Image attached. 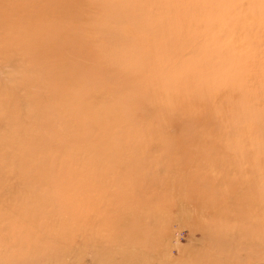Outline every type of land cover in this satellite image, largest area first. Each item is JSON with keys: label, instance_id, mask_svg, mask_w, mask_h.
I'll return each mask as SVG.
<instances>
[{"label": "rangeland", "instance_id": "obj_1", "mask_svg": "<svg viewBox=\"0 0 264 264\" xmlns=\"http://www.w3.org/2000/svg\"><path fill=\"white\" fill-rule=\"evenodd\" d=\"M57 1L26 0L23 3L22 0H0L3 5L7 2L17 4L15 6L19 9L18 13L21 11L19 22L15 19L18 29L11 30L5 26L0 29L1 42H3L0 44V191L2 190L0 194H4L0 195V201L3 202V204L0 202V207H3L0 208V214L2 213L0 238L5 239L9 236L11 239L10 243L7 241L2 244L0 252L5 253L3 257L13 252L12 250L16 247L14 245L18 244L22 245L23 250L31 249L29 251L33 256L37 255L35 259L32 256L33 261L29 264H110L105 262L104 258L118 260L117 258L121 257V260L130 251L140 256L155 258L156 264L166 263L167 257L174 261L181 259L182 264H211L212 262L213 264H264V242L253 245L249 242L250 239L242 245L238 242L241 231L247 235L254 233L260 237V240H264V163L261 159L264 157V139L256 144L252 133L256 130L264 132V122L262 126L258 124L252 125L253 127L234 124L235 121H229V125L214 124L210 121L196 122L181 116L180 112L176 114L175 122H171L154 106L156 98L162 99L168 91L166 83H169V80L174 85L170 89L172 94L178 90L182 91L187 84L186 73L198 69V75H201L200 80L206 82L204 85L199 84V89L209 93L216 84L225 79L234 88L233 93H237L235 88L242 93L240 88L242 87L243 91L246 90L242 96L246 100L250 98V104L254 105L258 111H264V0H217L216 3L211 2L212 0H196V8H190L192 1L195 0H188L186 7L180 5V0H115L120 5V8L115 10L129 8L135 12L133 20L138 23L141 21L147 27V29H135L132 24H128L127 29L122 32L126 34L132 28L131 31H134L135 35L139 34L134 35L135 39L142 36L145 40L157 41V45L149 47L156 49L149 51L146 55L149 61H139L142 64V72L144 73L145 70L147 73L135 76L133 72L136 70L129 63L122 65L126 56L120 50H127L128 47L125 46L123 49L122 45L119 49L117 42L121 40L111 39L114 35L109 38L101 25L100 32L103 31V36L95 44L99 47L101 56L102 52H106L104 49H115L111 50L109 64L103 65V69L112 74L111 81L106 82L105 86L110 85V88L114 90H107L115 92L113 94L106 92V88H97L100 76L95 73L93 67L99 66V61L104 57L93 55L89 51H85V59H92V65L86 68L88 75L85 77L91 84L86 87H84V80L77 78L76 70L72 68L67 69V75L73 77L69 79V83L77 79L80 87L72 88L69 83L64 86L62 81H55V70L39 74L31 70L29 64L37 65L39 61L37 57L32 62L26 63L27 60L29 61L28 58L37 55L32 53L33 56H25L30 54L31 46H35L41 54L40 48H44L46 55L56 56L55 58L61 56V49L58 47L47 43L43 45L40 39L32 35L27 38L30 42L26 41L25 36L21 34L23 29L39 21L38 18L33 17L34 14H36L34 16L38 15L36 13L38 9L47 16V20L52 22H60L57 18L62 19L60 15L65 14V20L68 22L61 26L66 32L88 34L91 30L86 27L89 25H84L77 16L81 13H76L72 17L74 11H68L70 7H65L64 4L57 5ZM46 3L52 4L47 14L43 10L49 5ZM33 4L37 7H33ZM229 5L232 8H229ZM28 6L31 10L28 14L33 13L31 17L25 14L26 8L29 10ZM73 7L72 5L71 8ZM192 12H195L197 18L202 17L200 19H204V24L196 22L194 25L196 19L191 17ZM50 14L53 15L50 16ZM22 16L27 18L23 20ZM209 18L212 24L205 25V19ZM230 18L235 20L228 24ZM255 18L262 25H253ZM26 20H29L31 24L24 22ZM50 32L53 33V30ZM54 32L61 33L59 30ZM243 36L250 43L245 44ZM75 38L76 36L73 41L80 43L83 49L90 50L94 47V43L86 39ZM134 38L130 39L134 40ZM11 39L13 43L16 41L14 49L8 43ZM19 41L28 44L27 46L31 45L30 48L21 47ZM255 44L257 47H253ZM116 50L124 55L123 59ZM67 51L75 55L76 66L82 67L84 54H81V49L75 47ZM106 53L109 54V52ZM247 55L248 58H246ZM67 60L72 61L68 57ZM158 60L162 69L153 65ZM44 62L46 61L42 57L39 65ZM59 62H53V64ZM69 65L76 68L74 64ZM27 66L30 70L24 68ZM257 68L258 71L255 74ZM225 70H230L229 74L220 76ZM238 73H242L240 77L237 76ZM59 74L62 73L59 72ZM32 79L36 80L38 85L34 86ZM46 79L52 84H48L45 90L43 81ZM94 81H96L95 84ZM142 81L149 83L141 85ZM36 87L40 89V92L51 91L61 95V98L65 96L62 93L67 92L65 98L74 103L81 100L87 112H82L80 115L77 111V118L70 119L67 116L60 119L63 122L67 121L66 126L65 123L62 124V121L60 123L58 120L60 117L55 115L52 116L53 119H47L44 108L46 105L39 101L36 103L37 97L40 101L44 99L41 93L38 96ZM159 87L163 90L162 93L158 90ZM250 90H252V97ZM145 91L148 93L146 96H144ZM101 103L106 104V107L103 108ZM37 104H40L43 110L38 108ZM178 106L182 104L178 102ZM107 108L119 113V118L114 119L110 116L111 109L106 110ZM39 109L42 115V127L46 128L47 135L49 131L52 132L50 139L35 136L37 128L33 122L32 112ZM92 109H97L99 114L90 113ZM47 121L51 122L45 126ZM58 124L61 126L58 127ZM74 124L79 125L78 131L68 136L76 140L77 144L72 143L71 146H66V143L62 142L63 137L59 138L53 131L58 132L61 127L72 128L75 127ZM230 127L242 128L240 129L242 131L224 132ZM177 152L178 155L189 154L175 158L174 155ZM8 154L11 155L9 160H7ZM35 155L39 157L37 160L33 159ZM76 155L79 162H76L77 158L70 161L69 158ZM239 162H245V164L240 165L239 168L236 166ZM7 163H9L8 167ZM228 163L232 164V169ZM38 164V170L34 173L33 170ZM73 171L76 179L78 177L80 179L77 182H74L75 179L71 181L74 183L69 185L70 189L64 192L63 196L59 188L66 187L67 179L74 175ZM68 172L71 175H68ZM166 178L180 191L178 194H181V204H186L185 195H194L196 188L200 187L210 194L212 192L218 195L220 199L218 202L224 203V206L228 205L229 214L224 211L226 215L222 217L216 212L217 208L213 207L212 213H207L208 216L203 213L199 215L190 199L185 205L186 208L180 211L174 206V196L171 201L165 200L158 204L157 195L167 193L164 185L170 182H165ZM193 179H195L194 182ZM237 190H240V194L234 193L236 198L231 197ZM256 196L261 204L258 208L261 210L256 211L258 213L253 216L256 222L252 225L240 216L248 210L251 203H254ZM63 197H67V203ZM71 197H76L77 206L71 205ZM35 198H38L39 202L35 201ZM200 199L201 203L211 204V200L202 194ZM50 200H57L54 209L59 210L58 213L48 208L47 203ZM240 201H242L241 204ZM196 202L197 200L195 204ZM248 202L250 204L247 206ZM62 203L68 204V208H63ZM244 203L246 209H244ZM17 204L19 211L13 215L15 211H12L11 207H18ZM125 204L133 205L136 210L147 211V214L140 219L135 215L136 210L133 211L131 208L127 210ZM231 205L237 206V208L234 207L236 212L231 211L233 210ZM27 208L29 214L23 212ZM37 209L39 212L42 210L41 213L44 212L43 216L39 215ZM122 210L125 212V217L122 215ZM237 210L242 211L239 213ZM36 212L39 214L37 215ZM32 214H35L34 217ZM187 215L189 216L186 217ZM247 215L252 214L248 211ZM108 216H116V219L118 216L119 219L116 222L118 224H104L102 219ZM139 220H142L141 223ZM138 221L143 226H138ZM214 221L223 223L224 238L221 239L219 227L213 223ZM200 223L209 225L213 223L214 225L211 226L216 229L209 231L210 227L204 228ZM60 225L63 227L61 228ZM98 225L99 228H97ZM31 227L35 230L32 231ZM40 233L42 236L44 233L47 234L51 240L49 242L43 240L42 236H38ZM28 234L30 238H27ZM25 236L26 239L23 238ZM133 237L135 239L137 237L138 241L135 242ZM24 240H28L31 243L30 246L28 241L24 242ZM50 242L56 243L52 245ZM24 243L28 245L24 247ZM97 244L100 249L94 248L98 246ZM139 248L141 251H138ZM19 249L20 247L15 251ZM54 249L56 252H53ZM233 251L232 256L230 253ZM42 253L53 254L55 257L52 256L53 261L48 263L47 259L40 256ZM151 253L152 256H149ZM258 253L260 255H257ZM57 256V260H54Z\"/></svg>", "mask_w": 264, "mask_h": 264}, {"label": "bare ground", "instance_id": "obj_2", "mask_svg": "<svg viewBox=\"0 0 264 264\" xmlns=\"http://www.w3.org/2000/svg\"><path fill=\"white\" fill-rule=\"evenodd\" d=\"M23 3H25L24 1L26 0H22ZM83 1H86L83 3ZM211 1V0H209ZM222 1V0H221ZM30 2V1H29ZM89 2V4L87 3ZM195 2L196 0L190 5V8H193L195 7L196 8V5H195ZM211 2H214L216 3L217 0H212ZM22 3V5H23ZM101 3V4H99ZM2 4V3H0ZM49 4L45 9L43 8V10L45 11V13L47 14V10L52 7V4L50 3H46V5ZM65 5V7H70V9L68 11H74L73 14H72V17L76 14V13H81L80 15H77L79 17V19L84 23V25H89V26H86L87 28H90L91 30L88 31V34H84L83 32H79L78 34L76 32H73V31H70V32H66L62 29L63 26L61 25H64L65 23L68 22V20L66 21L65 20V14H62L60 15L62 19L60 18H57L60 20V22H52V21H49L47 20V16L44 15L40 9H38V11H36V13H38L37 16H34L36 14L33 15L34 18H38L39 21L36 22V24L34 25H31V27L29 26L28 28L26 27L25 29H23V31L21 32V34L23 36H25V40L26 41H29L27 38L28 36H33V37H36L37 39H40V43L41 44H45L47 43L48 45H51L54 46V47H58L59 49H61V56H59V58H55L56 56H51L49 54L46 55L45 51H44V48H40L42 51V54L37 51V48L34 46H27L28 44H25L24 42L22 43V41H19V44L21 47L23 48H30V54H27L25 56H33L31 55L32 53H37V55H35L34 57L32 58H28L29 61L27 60V64L32 62L34 58H39V61L42 59H44V63H42V65H39V61H38V64L37 65H32L29 64L31 67H34V68H31V70L33 71H36L37 74L39 73H43L45 71V73L48 71L52 72V71H56V74L54 75V80L56 81H62V83L64 84V86L68 85L69 83V79L70 78H73L72 75L69 76L67 75V69H74L76 70L75 72L77 73V78L80 77L84 80V87H86V85H90L91 83H89V79L86 78L85 76L88 75V71L86 70V68H88V66L92 65V59L91 60H88L87 58L85 59V51H89L90 53H92L93 55H99L100 57H104L102 60L99 61V66H97L96 68L93 67L95 73L97 75H99V81H97V84H98V87L97 88H100V89H105L106 92H108L109 94H113L115 92L113 91H108L107 89H111V90H114L112 88H110V85L109 86H105L106 82L108 81H111V77H112V74L108 71V70H104L103 69V65L105 64H109L110 62V59H111V56H110V53H111V50H115V49H104L106 52H109V54L107 55L106 52H102V56L98 50V46L95 45L97 43L98 40H100V37H102V32H100L101 30V25L103 26V30H106L105 33L108 35V37H112L111 35H114V37H112L111 39L113 38H119L121 41L117 42L119 45H118V48H122V45H123V49H125V46L128 47L127 50H120V52H124L125 53V62L122 64H126V63H129V65L134 68L136 70V72H133L134 75H145L147 73V71L144 70V73L142 72V64L139 62V61H142V62H146V61H149L147 60L148 58H146V55L148 54V52H152V51H155L156 49H150L149 47L151 45H157V41H148L147 39L145 40L142 36H139L137 37L136 39L134 38V35H135V32L134 31H131L132 28L130 30L127 31V33H123L122 30H126L127 29V25L128 24H132L134 26L135 29L139 28V29H147V27L142 24V22L140 21L138 23V21H135L133 20V17H134V13L133 11H131L129 8H126L125 10H120V9H116L115 8H120V5L117 1L115 0H58L57 1V5L59 6H62V5ZM229 4V3H228ZM17 5V4H15ZM9 2L5 3L4 5L2 4L0 7V29L5 26L6 28L8 29H11V30H16L18 29L17 28V25H16V22H15V19L19 22V19L21 17V15H19V13H21V11L18 13V7L15 6ZM20 5V4H19ZM32 5V4H31ZM74 6L73 9L71 8V6ZM180 5L183 6V7H186L188 5V0H180ZM214 5V4H213ZM232 5V4H231ZM36 6L33 4V7ZM37 7V6H36ZM134 6L132 5L131 8L132 10L134 9L133 8ZM25 8V6L23 7ZM29 10L26 8L27 10V13L25 12L26 16H29L31 17V13L28 14L29 12L28 11H31L30 10V7L28 6ZM111 8V9H110ZM229 8H232L230 7L229 5ZM35 9V8H34ZM228 11H231V9H227ZM226 10V11H227ZM34 11V10H33ZM94 11V12H93ZM233 11V10H232ZM231 11V12H232ZM35 12V11H34ZM93 12V13H92ZM224 12V11H223ZM194 13V14H193ZM230 13V12H229ZM24 14V15H25ZM33 14V13H32ZM53 14H50V16H52ZM221 15V14H220ZM224 15V14H223ZM222 15V16H223ZM226 15V14H225ZM231 16V14H229ZM26 16H22V19L25 20L27 17ZM95 16V17H94ZM221 16V17H222ZM229 16V17H230ZM32 17V18H33ZM71 17V18H72ZM191 17H194L196 20L195 21V24L196 25V22L198 23H201L204 24V19H200L202 17H199L197 18L196 15H195V12H192L191 14ZM209 17V16H208ZM211 18V17H210ZM209 19H205L206 21V24L207 25L208 23L211 25L212 22L211 20ZM212 19V18H211ZM231 19V18H230ZM256 21L253 20V25L254 24H261V22L257 21V18H255ZM260 19V18H259ZM258 19V20H259ZM222 20V19H221ZM235 19H231L229 20L227 23L230 24L231 21L234 22ZM246 21H248L247 19H245ZM31 21V19H30ZM29 20L27 21H24L26 22L27 24H31ZM222 22V21H221ZM249 22V21H248ZM39 23V24H38ZM214 23V22H213ZM250 23V22H249ZM222 25V23H220ZM204 25V26H205ZM209 25V26H210ZM198 26V25H197ZM208 26V27H209ZM211 27V26H210ZM219 27V26H218ZM223 27V26H222ZM23 28V27H21ZM53 30V33H51L50 31ZM54 30H59L61 31V33H58V32H54ZM83 30V29H81ZM222 30V29H221ZM20 31V30H19ZM259 31V29H258ZM65 32V33H64ZM138 32V31H137ZM262 32V31H261ZM57 35V36H56ZM125 35V36H123ZM139 34H136L135 36H137ZM180 35V33H179ZM76 36L75 39H86L87 41L91 42V43H94V47L91 48L90 50H86V49H83L81 47V44L80 43H76L75 41H73V38ZM246 36V34H245ZM243 36V39H244V43L247 44V43H250L246 40V37ZM134 38V40L130 39V38ZM79 40V41H80ZM131 40V41H130ZM0 42H1V32H0ZM16 42V41H15ZM14 42V43H15ZM30 42V41H29ZM134 42V44H133ZM3 42H1L0 44H2ZM9 45L11 47H13L12 49H14V47L16 46V43L14 44L13 43V39L9 40L8 41ZM243 43V44H244ZM254 43V42H253ZM1 46V45H0ZM75 47H78L81 49V54H84V62L82 63V67L79 68V65L76 66V60H75V55L72 54L70 51H67L71 48H75ZM253 47H257V44H255ZM2 48V47H1ZM258 49V48H257ZM9 50V48H8ZM83 50V51H82ZM117 51V50H116ZM26 53V52H25ZM117 53L121 56V58L123 59V56L124 55H121L118 51ZM164 53H169V52H166L164 51ZM3 54H4V51H3ZM128 54V55H126ZM10 57V56H9ZM13 57V56H12ZM67 57L72 59V61H68L67 60ZM246 57V56H245ZM8 58V57H7ZM36 58V59H37ZM61 58V59H60ZM248 58V55L247 57ZM250 58V56H249ZM9 59V58H8ZM59 60L61 62H59ZM53 62H59L57 64H53ZM69 64H74L76 68H73L72 66H70ZM85 65V66H84ZM156 68H159V69H162V66L160 64V60H158L157 63L153 64ZM84 66V68H83ZM152 66V67H154ZM118 68L121 69L120 66L117 65ZM21 68V67H20ZM24 68H28L29 67H24ZM260 68V67H258ZM258 68L257 70H255V74L257 73L258 71ZM29 69V70H30ZM236 70V69H235ZM243 71V70H242ZM59 72H61L62 74L60 75ZM230 70H225L220 76H227L229 74ZM243 73V72H242ZM242 73H238L237 76H239L240 74ZM264 73V72H263ZM199 74V70L196 69L194 71H192L191 73L187 72L186 75H187V84L185 85V88L182 89V91H176L172 94V91H170V89H172V87H174L173 85V82L171 80H169V83H166V86L168 88V91L165 92V96L161 99L159 97L156 98L155 100V108L159 111L160 114H162L168 121H173L175 122L176 120V114L178 112H180L181 116H186L188 117V119L190 118L191 120L193 119L194 121L196 122H212L214 124H221L223 123L224 125L228 124L229 125V121H235L234 124H238V125H248V126H255V125H258L260 126L262 124V122H264V111H258L257 108L250 104V98H248L247 100L242 96V93L244 94V92L246 91H243V88L240 87L242 89V93H240L238 91V89L235 88L236 92L237 93H233L234 91V88L229 84L227 83V81H225V79H223V82L219 83V84H216L214 86V88L212 90H210V92L208 93V91H203L201 89L198 88V85H204L206 82H203L200 80V77L201 75H198ZM84 75V76H83ZM248 76V75H247ZM260 76V75H259ZM240 77V76H239ZM237 78V77H236ZM35 79V77L33 78ZM32 79V80H33ZM49 79V78H48ZM147 79V78H146ZM214 80V79H213ZM215 81V80H214ZM32 82V81H30ZM34 82V83H33ZM33 84L34 86L38 85L36 80H33ZM146 82L148 81H142V84L141 85H144ZM171 82V83H170ZM217 82V80H216ZM96 83V81H94V84ZM149 83V82H148ZM154 83V82H152ZM32 84V85H33ZM48 84H52V82H48V80L46 79V81H43V87L46 88L48 87ZM62 84V85H63ZM93 84V85H94ZM135 84V83H133ZM237 85H241L240 83H237ZM69 86H71L72 88H76V87H80L79 86V83L77 81V79L75 80H71V83H69ZM105 86V87H104ZM94 87H96V85H94ZM112 87V86H111ZM36 89H38V96L40 95V93L42 94V98H44L42 101L39 100V97L36 98V103L37 101H39L41 104L43 103V105H46L44 108L46 110V113H45V117L47 119L49 118H52L53 115L57 116L61 123L62 120L60 119H64L66 118L67 116L70 117V119H72V117L74 118H77L78 114H77V111L79 112V114L81 115L82 112H85L86 111V108L85 106L83 105V103H81V100H79L77 103H74L73 101H71L70 99H66L65 96L67 92L65 93H62V91L60 93H62V95L64 94V98L62 97L61 98V95H57L55 93H52L51 91H44L43 92H40V89L36 87ZM67 89V87H66ZM144 89V88H143ZM150 89V88H148ZM104 90V91H105ZM158 90H160V92L162 93L163 90L161 89V87L158 88ZM103 91V90H102ZM147 91V90H146ZM145 91L144 93V96H146L148 93ZM251 91L250 90V96L253 94H251ZM202 92V93H201ZM248 92V91H247ZM249 94V93H248ZM143 96V97H144ZM151 96V95H149ZM245 96V95H244ZM251 96V97H252ZM153 97V96H152ZM247 98V97H246ZM252 101V100H251ZM178 102H180L182 104V106H178ZM46 103V104H45ZM142 103V102H141ZM102 104V107L105 108L106 107V104ZM111 104V103H109ZM38 105V104H37ZM40 105V104H39ZM38 105V108L40 107V109L42 108L41 106ZM76 105V106H74ZM36 106V104H35ZM37 107V106H36ZM249 107H252V108H249ZM33 109V108H32ZM35 109V108H34ZM37 109V108H36ZM40 109L37 110V111H33L32 114H33V122L36 124V132H35V136L38 138V137H41V138H48L50 139V137H52V132L49 131L48 135H47V131L45 127H42L41 125V112H40ZM111 108H107L106 110H109ZM43 110V108H42ZM87 112V111H86ZM96 112V114H99V112L97 111V109H92V111L90 113H94ZM119 113L117 112H112V109H111V112H110V116H112L114 119L115 118H119ZM95 117V116H93ZM53 119V118H52ZM55 119V118H54ZM163 119V118H162ZM198 119V120H196ZM44 120V119H43ZM57 120V121H58ZM56 121V122H57ZM58 121V122H59ZM70 121V120H69ZM51 121H47L44 125H48ZM65 123V126L68 125L67 124V121L66 122H63L62 121V124ZM233 124V125H234ZM61 124H58V127H60ZM76 124H74L73 126H75ZM252 126V127H253ZM262 126V125H261ZM57 127V128H58ZM78 127L79 125L75 126V127H61L59 130L60 131H56L54 133V135L58 136L59 138H62L63 137V140L62 142L66 143V146H71L72 143L74 144H77L76 140H73L72 138H70L69 136L73 133H77L78 131ZM242 129V128H240ZM239 128H227V130H224V132H232V133H235L236 131H242L240 130ZM254 129V128H253ZM253 138L256 140L255 143L258 144V141H261L264 139V132H261L259 130H256V131H253ZM241 135H244L243 132H240ZM69 135V136H68ZM43 149V148H42ZM71 150V149H70ZM184 154H189V153H183L181 155H178V152L175 153L174 157L175 158H179V157H183ZM8 158L7 160L10 159V156L8 154ZM263 156H264V153H263ZM39 157L37 155H35L33 157L34 160H37ZM77 158V155L76 157H71L69 158L70 161L72 159H76ZM16 159V158H15ZM263 159V163H264V157L261 158ZM113 160V158H112ZM69 161V163H71ZM114 161V160H113ZM75 162V161H74ZM76 162H79V159L77 158L76 159ZM229 162V161H227ZM117 163V161L115 162ZM226 163V162H225ZM75 164V163H73ZM245 164V162H239L236 164L237 167H241L240 165H243ZM262 164V163H261ZM260 164V165H261ZM9 163L6 164V166L8 167ZM77 165V164H76ZM72 166V165H71ZM74 166V165H73ZM228 166H230V169H232V164H229L228 163ZM1 167V166H0ZM38 167H39V164L35 166L34 168V173H36L35 171L38 170ZM5 168V167H4ZM76 168V166H75ZM238 168V169H239ZM36 169V170H35ZM68 169H69V166H68ZM71 169V168H70ZM73 169V168H72ZM77 170V169H76ZM260 169H258L259 171ZM75 171V170H74ZM73 171L74 175L70 176L69 177V180L67 179L68 183L66 185L65 188H59L60 191H62V194L70 189L69 188V185L70 184H73L74 182H77L80 178L78 177L76 179V176H75V172ZM241 171V170H240ZM77 172V171H76ZM78 174V173H77ZM68 175H71L70 172H68ZM79 176V175H78ZM114 177V176H113ZM214 179H218L216 177H213ZM76 180L74 182H71L73 180ZM195 179H193L192 181L194 182ZM159 182V181H157ZM162 182V180H161ZM165 182H170V183H165L164 186H166V195H162V193H159L157 196H158V199H157V203L160 204L161 201H171L173 199V196L175 199L174 200V206L176 207V209L178 210H182L183 208L185 209L186 208V204H187V201L188 199H190L192 202H193V205L195 207V211L197 212V214L200 215V213H203L204 215H207L208 214H211L212 211H213V207L217 208L216 209V212L217 213H220V215L223 217L225 216V212L224 211H227L228 213V205L227 206H224V203H221V202H218V199L219 196L218 195H214L212 192L211 194L209 192H207L205 189H200V187H197L196 188V192L194 195H185V199L184 201L186 202V204H181V194L179 195L178 191L177 190V187L175 185H173V183L168 180V178L165 179ZM183 182V181H182ZM190 183V182H189ZM8 184V183H7ZM161 184H164V183H161ZM14 185V184H13ZM1 186V185H0ZM2 189V187H1ZM4 190V188H3ZM2 191V190H1ZM0 191V193H1ZM242 191V190H241ZM243 192H246V191H243ZM69 193V192H68ZM170 193V194H168ZM234 193L236 194H240V190H237V191H234L233 192V196L231 197H234ZM200 194L204 195L208 200H211V204H205V203H201V199H200ZM0 195H4V194H0ZM65 194H63L64 196ZM72 195V194H71ZM6 196V195H5ZM4 196V198H5ZM52 196V195H50ZM62 196V195H61ZM69 196V195H68ZM171 196V197H170ZM16 197V196H15ZM53 197V196H52ZM60 197V196H58ZM247 197V196H246ZM1 198V197H0ZM3 198V197H2ZM61 198V197H60ZM65 198V197H63ZM117 198V197H116ZM236 198V197H234ZM240 198V196L238 197ZM244 198V197H243ZM66 199V202L67 203V197L65 198ZM70 198H68L69 200ZM197 200L196 204H195V201ZM232 199V198H231ZM35 201H38L39 199L38 198H35L34 199ZM117 200V199H116ZM233 200V199H232ZM59 201V200H58ZM76 201V202H75ZM245 201H246V198H245ZM249 201V200H248ZM254 203H251V205H249L250 201L247 203V206L249 205L248 207V210L241 214L240 217L242 218H245L246 220H248V223H251L253 225V223L256 222L255 219H253V216L256 213V211H260L261 209L258 208V206H260V202L258 200V196H256V198H254ZM252 201V202H253ZM1 202V201H0ZM19 202V201H18ZM39 202V201H38ZM65 203H62L64 204L63 208H68V204L66 205ZM70 203L71 205L74 207V206H77L78 205V202H77V199L76 197H71L70 199ZM242 203V201H240V204ZM1 204H3V202H1ZM0 204V205H1ZM11 204V203H10ZM16 204V203H15ZM48 208L49 209H54L55 205H57V200L55 201H49L48 203ZM6 205V204H4ZM13 205V204H12ZM18 205V204H17ZM127 205V210L128 208H131L133 211L136 210L135 207L131 204H125ZM11 206V205H10ZM233 210L231 211H234L236 212L235 208H237V206H233ZM230 206V207H231ZM244 209H246V204L244 203ZM242 206V207H243ZM6 207V206H5ZM4 207V209L6 210V208ZM30 207V206H29ZM242 207H239L240 209ZM0 208H3V207H0ZM17 208V210H16ZM32 208V207H31ZM223 208H225L223 210ZM238 208V209H239ZM19 205L18 207L17 206H13L11 207V210L12 211H15L13 213V215L18 212L19 210ZM235 209V210H234ZM3 210V209H2ZM4 210V211H5ZM8 210V208H7ZM40 210V209H39ZM55 210V213H58L57 211L59 210H56V208L54 209ZM140 210V211H139ZM137 209L136 211V216L140 219L144 218V215L147 214V211H142L141 209ZM2 211V212H4ZM28 211V208L23 211V212H27ZM35 212V210H33ZM42 210H40V212L38 211L37 209V215H41L43 216L44 212L41 213ZM239 211V210H237ZM242 211V210H241ZM241 211H239V213H241ZM249 211V214H252L250 216L247 215V212ZM9 212V211H8ZM7 213V212H6ZM29 214V212H27ZM26 213V214H27ZM35 213V214H36ZM64 213V212H63ZM67 213V212H66ZM195 213V212H194ZM208 213V214H207ZM238 213V212H237ZM4 214V213H3ZM17 214V213H16ZM27 214V215H28ZM35 214H32L33 217ZM125 212L122 210V215L125 217ZM132 214V213H131ZM229 214V213H228ZM2 215V213L0 214ZM6 215V214H5ZM128 214H126L127 216ZM195 215V214H193ZM40 216V217H41ZM61 216V215H60ZM65 216V215H63ZM189 215H187L186 217H188ZM39 217V218H40ZM58 217V216H57ZM38 218V219H39ZM66 218V217H65ZM64 218V219H65ZM117 218L119 219V217L117 216ZM185 218V216H184ZM47 219V218H46ZM59 219V218H58ZM99 219V218H98ZM101 219V218H100ZM118 219H116V216L115 217H111V216H108V217H105L102 219V222L104 224H108V225H116L118 223H116L118 221ZM41 220V219H39ZM62 220V218H61ZM124 220V219H122ZM0 221H2V216H0ZM28 221V220H27ZM26 221V222H27ZM60 221V219H59ZM140 223L142 220H139ZM139 221H138V226H143L142 224H139ZM14 222V221H12ZM45 222V221H44ZM47 222V220H46ZM98 222H100L98 220ZM144 222V221H143ZM28 223V222H27ZM30 223V222H29ZM48 223V222H47ZM215 223V221L213 222ZM213 223H211L210 225L209 224H201L202 227L204 228H207V227H210V229H208L209 231L211 230H215L212 226L214 225ZM133 224V223H132ZM217 224L216 226L219 227V233H220V236H221V239L224 238V235H223V230L224 228L223 227V223H215ZM59 225V224H58ZM100 225V224H99ZM99 225L97 228H99ZM212 225V226H211ZM215 226V227H216ZM61 227V225H60ZM63 227V225H62ZM61 227V228H62ZM111 227V226H110ZM114 227V226H113ZM136 227V226H135ZM32 228V227H31ZM30 228V230H31ZM201 228V227H200ZM33 229V228H32ZM101 229V228H100ZM230 229V228H229ZM35 229H33L32 231H34ZM37 230V229H36ZM62 230V229H61ZM60 230V231H61ZM102 230V229H101ZM42 231V230H41ZM64 231V230H63ZM136 231V230H135ZM68 232V231H67ZM248 232H251L250 230H248ZM64 233V232H63ZM98 233V232H97ZM33 234V233H32ZM60 234V232H59ZM61 234H62V231H61ZM137 234V233H136ZM210 234V233H209ZM16 235V234H15ZM38 235V234H37ZM118 235V234H117ZM250 235V237L248 236ZM245 234L244 231H241V234L238 235V242L241 243H244L245 241L249 240L250 239V243L253 245V244H260L262 242H264V240H260V237L256 234H252V233H248ZM23 236V235H22ZM35 236V235H34ZM38 236H42V234L40 233ZM64 236V235H63ZM135 236V235H134ZM215 236V235H214ZM232 236V235H231ZM17 237V236H16ZM60 237V236H59ZM58 237V239H59ZM132 237V236H131ZM26 239V236L23 237ZM27 238H30L29 237V234L27 236ZM32 238V237H31ZM36 238V237H35ZM43 240H51L49 238V236L47 234H43V236L41 237ZM49 238V239H48ZM94 238V237H93ZM134 240H136L135 242H137V237L135 239V237H133ZM14 239V237H12V240ZM40 239V238H38ZM56 239V238H54ZM64 239V238H63ZM23 239L21 238V241ZM31 240V239H29ZM57 240V239H56ZM65 240V239H64ZM133 240V241H134ZM9 241L8 243L11 242V239H9V236L8 237H5V239H1L0 238V251L2 250V244L3 242H7ZM14 241V240H13ZM28 241V240H26ZM24 240V242H26ZM38 241V240H37ZM53 241V240H52ZM93 241V240H92ZM31 242V241H30ZM54 242V241H53ZM58 242V240H57ZM134 242V243H135ZM13 243V242H12ZM23 243V242H21ZM20 243V245H21ZM29 243V241H28ZM28 243H24L23 246L25 247L26 245H28ZM42 243V242H41ZM56 243V242H55ZM54 243V244H55ZM97 243V242H96ZM7 244V243H6ZM14 244H17V243H14ZM31 243H29V246H30ZM50 244H52L50 242ZM52 244V245H54ZM93 244V243H92ZM91 244V246H92ZM18 245V244H17ZM17 245H14L16 246L15 249L17 250L19 247V251H15V249H13L12 251L13 252H10V254L8 255H4L3 257V254L5 253H1L0 252V264H29V262L31 263V261H33V254H31V252L29 250L30 247H28L29 250H26L24 249L23 250V247L22 245L19 246L18 245V248H17ZM68 245V244H67ZM95 245V244H94ZM98 245V244H97ZM51 246V245H50ZM63 246V245H62ZM55 248V246H53ZM97 247V248H96ZM94 247L95 249H100L98 248V246ZM14 248V247H13ZM49 248V247H48ZM55 250V249H54ZM136 250V249H135ZM11 251V250H10ZM138 251H141V249L139 248ZM143 251V250H142ZM43 252V251H42ZM53 252H56L53 251ZM52 252V253H53ZM106 252V251H105ZM148 252V251H147ZM146 252V253H147ZM153 253V251H151ZM33 253V252H32ZM152 253L149 255V256H152ZM36 254V253H35ZM34 254V255H35ZM56 254V253H55ZM58 254V253H57ZM142 254V253H141ZM232 256L234 254V251L232 253H230ZM143 255V254H142ZM166 255V254H165ZM164 255V256H165ZM230 255V257H231ZM257 255H260L259 253ZM40 256H43V258H45V260L47 259V262L50 263L52 262L53 258L52 256H54L53 254L50 255V254H45L42 253V255ZM163 256V257H164ZM34 259L35 257H37V255L33 256ZM39 257V256H38ZM55 257V256H54ZM154 257V256H153ZM152 257V258H153ZM58 256L54 259V260H57ZM121 257L117 258L118 260H115V259H105L104 258V261L106 262H109L110 264H145V263H149V264H156L157 261L156 259H151L146 257L145 255L144 256H140L139 254L135 253V252H132L130 251L129 254H125L123 256V259L120 260ZM166 258V257H165ZM52 260V261H51ZM181 259H178V260H173L171 259L170 257H167V262L165 260H163L164 264H182L183 262L180 261ZM231 260V259H230ZM119 261V262H118ZM122 261V263H121ZM188 261V260H187ZM247 261V260H246ZM59 262V261H58ZM57 262V263H58ZM182 262V263H181ZM189 262V261H188ZM244 262V261H243ZM159 263V262H158ZM233 263V262H232ZM52 264V263H51ZM188 264H191V263H188ZM213 264V262L211 263ZM215 264V263H214Z\"/></svg>", "mask_w": 264, "mask_h": 264}]
</instances>
